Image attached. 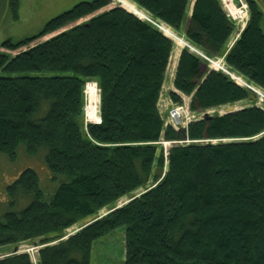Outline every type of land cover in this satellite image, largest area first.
<instances>
[{
	"label": "trees",
	"instance_id": "16d2710c",
	"mask_svg": "<svg viewBox=\"0 0 264 264\" xmlns=\"http://www.w3.org/2000/svg\"><path fill=\"white\" fill-rule=\"evenodd\" d=\"M132 1L264 89V31L253 4L228 47L235 23L221 0H195L190 16L189 0ZM108 4L78 2L37 34L0 47L17 50ZM173 47L157 26L114 6L16 54L0 52V152L12 159L21 143L31 154L45 149L57 183L46 197L27 167L6 187L9 206L27 202L0 218V248L9 250L0 264H90L94 241L119 226L123 264H264V108L247 86L204 70L207 61L185 46L173 86L191 97V111L249 104L185 128L165 124L158 102ZM89 81L98 89V123L85 121ZM161 142L175 143L165 152ZM124 197L131 200L117 207ZM72 227L79 229L68 234ZM21 244L37 247L34 259L13 253Z\"/></svg>",
	"mask_w": 264,
	"mask_h": 264
},
{
	"label": "rangeland",
	"instance_id": "374dc122",
	"mask_svg": "<svg viewBox=\"0 0 264 264\" xmlns=\"http://www.w3.org/2000/svg\"><path fill=\"white\" fill-rule=\"evenodd\" d=\"M86 1V0H0V45L6 39H11L13 42L19 41L25 37L32 36L37 34L46 24L48 20L51 18L59 15L60 13L70 9L76 3ZM92 1V0H90ZM135 4V6L141 10L140 14H134L133 12H128L134 14L137 17H143L144 19H152L151 15L145 11L144 9L140 8L134 1L129 0ZM195 0H189L188 3V10L191 11ZM262 3L264 0H261ZM222 6L224 11L227 15L234 21L235 29L232 37L228 42V47L233 43V40L237 36V32L239 29L245 27L246 23L250 17V10L248 5V0H230L224 2L221 0ZM229 3V5L227 4ZM230 11L228 10V6ZM114 6H121L118 0H109V4L98 9L92 14L83 16L78 20H75L66 26L58 29L55 32L50 34L44 35L38 39H35L31 43L17 50H6L0 47V52H6L9 54H16L18 51L26 49L28 46H33L34 44L46 40L55 34L64 31L70 27L75 25L84 23L88 21L92 16L95 14L101 13L103 11L109 10ZM188 11V13H189ZM159 24V22H157ZM161 23V22H160ZM261 26L264 31V22L262 21ZM169 27V26H167ZM170 28V27H169ZM170 30L179 38H181L184 42L182 45H178L176 41L172 38L174 43L173 51L170 57V62L168 65L167 73L165 75V80L162 88V94L159 99V109L162 114L166 118L167 123V111L170 110L173 106H180L183 105L188 109L185 116H182V121L179 123V127L181 125H188L193 120H196L203 117V114H199L197 112H193L190 110V96L183 95L178 92L173 86V79L175 75V70L177 67L178 57L183 47H188V49L196 54L199 51L192 45H190L183 34H181V30L179 33L175 32L170 28ZM188 45V46H187ZM176 47V48H175ZM191 47V48H190ZM200 52V51H199ZM199 55V54H198ZM211 61H213L211 63ZM222 66L225 68L230 74L233 75V81L241 86L248 85L252 87V91L256 94L257 100L256 105L261 106L264 108V89L256 84H249L246 79L238 73L231 72L228 69V66L225 63L224 58L222 57H215L210 58V62L207 61V64L203 66V69L209 70H219V67ZM223 72V71H222ZM0 75H6L4 72H0ZM92 82V81H89ZM87 82V83H89ZM86 83V84H87ZM96 86V85H95ZM97 87V86H96ZM174 91L181 97V103H175L170 99L169 92ZM86 97V94H85ZM87 101V99L85 98ZM87 102H85L86 105ZM249 104V101H239L232 104L235 109H240ZM99 105V104H98ZM228 106V105H227ZM227 106L220 107L219 109H210L207 110L206 113L209 115L213 112L223 113V109ZM85 112V106H84ZM99 112V108H98ZM85 114V113H84ZM200 115V116H197ZM195 116V117H193ZM169 119V116H168ZM191 120V121H190ZM85 121H87L85 119ZM89 122V121H87ZM92 123V122H91ZM168 124V123H167ZM183 125V126H184ZM177 126V127H178ZM181 126V127H183ZM166 147L168 146V142L165 143ZM45 149L38 150L35 154L28 153L25 149V145L23 143L20 144V147L16 151V155L14 158H9L5 153L0 152V218L5 211L13 210L19 211L27 202V198L19 197V200L15 203V207L9 206V196L7 195L6 187L21 173L24 168H32L38 175L39 179V186L43 190L46 197L52 194V192L57 187V183L52 179V173L49 171L45 160H44ZM50 176V179H49ZM126 197L119 200V203L126 201ZM107 212L106 209L101 211V215L103 216ZM77 230L76 227H72L68 229V234H72ZM124 226H119L104 236L98 238L92 244V248L90 251V264H123L124 260ZM37 247H32L27 244H21L18 246V251L27 252L29 253L32 258H35V251ZM3 253H8L5 247L0 248Z\"/></svg>",
	"mask_w": 264,
	"mask_h": 264
},
{
	"label": "bare ground",
	"instance_id": "6f19581e",
	"mask_svg": "<svg viewBox=\"0 0 264 264\" xmlns=\"http://www.w3.org/2000/svg\"><path fill=\"white\" fill-rule=\"evenodd\" d=\"M121 4V6L123 8H125L126 10L133 12L134 14H140L141 10H139L135 4L129 0H118ZM224 1H230V0H224ZM228 4V3H227ZM228 6V5H227ZM159 26L161 27V30L163 31V33L167 36H170L171 38H173L176 43H178V45H182L184 44L183 40L179 37H177L171 30L169 27H167L165 24L160 23L159 22ZM176 48V47H175ZM212 63V61H211ZM213 64V63H212ZM85 94H86V99H87V103L85 105V116H86V120L92 123H98L100 121L99 118V112H98V104H99V95H98V89L95 86L94 82H89L86 84L85 86ZM173 107H177V106H173ZM171 107V108H173ZM170 108V109H171ZM168 123V122H167ZM165 123V124H167ZM170 125L171 127H173L171 124H167ZM174 128V127H173ZM181 128V127H180ZM177 129V128H174ZM183 142V141H182ZM185 142H188V140H185ZM162 145L165 147V152H166V142H161ZM170 143H175V142H168V146L170 145ZM131 199H128L126 201H123L122 203L118 204V207H120L121 205L127 203L128 201H130ZM114 210V209H113ZM110 212V211H109ZM108 212H106L105 214H107ZM104 214V215H105ZM102 215H100L101 217ZM79 229V228H77ZM77 231V230H76ZM21 252V251H19ZM33 256V255H32Z\"/></svg>",
	"mask_w": 264,
	"mask_h": 264
},
{
	"label": "built area",
	"instance_id": "2783aa9c",
	"mask_svg": "<svg viewBox=\"0 0 264 264\" xmlns=\"http://www.w3.org/2000/svg\"><path fill=\"white\" fill-rule=\"evenodd\" d=\"M228 5H229V3H228ZM228 10L230 11L229 6H228ZM219 68L222 70H225L222 66H220ZM187 111H188V109H186V107H184L183 105L171 108L170 110H168L169 119L167 117V122L169 124H171L174 128H177L179 123L182 121V116H185V118H186V112ZM193 117H195V116H193Z\"/></svg>",
	"mask_w": 264,
	"mask_h": 264
},
{
	"label": "flooded vegetation",
	"instance_id": "af4514ba",
	"mask_svg": "<svg viewBox=\"0 0 264 264\" xmlns=\"http://www.w3.org/2000/svg\"><path fill=\"white\" fill-rule=\"evenodd\" d=\"M250 4H253L256 8V11L261 14V20L264 22V1L261 0H248Z\"/></svg>",
	"mask_w": 264,
	"mask_h": 264
},
{
	"label": "water",
	"instance_id": "95a60500",
	"mask_svg": "<svg viewBox=\"0 0 264 264\" xmlns=\"http://www.w3.org/2000/svg\"><path fill=\"white\" fill-rule=\"evenodd\" d=\"M119 7H121V8H123L122 6H119ZM157 26H158V28L161 30V27L157 24ZM167 36V35H166ZM170 39H172L170 36H168ZM188 46V45H187ZM235 110H237V109H235V107L233 106V105H228L227 107H225L224 109H223V113H229V112H233V111H235ZM117 207H118V205H117ZM117 207H115V208H117ZM78 230V229H77ZM16 252H19L18 251V247H15L14 248V250H13V253H16Z\"/></svg>",
	"mask_w": 264,
	"mask_h": 264
},
{
	"label": "crops",
	"instance_id": "0c3cea01",
	"mask_svg": "<svg viewBox=\"0 0 264 264\" xmlns=\"http://www.w3.org/2000/svg\"><path fill=\"white\" fill-rule=\"evenodd\" d=\"M190 15V12L188 13V16Z\"/></svg>",
	"mask_w": 264,
	"mask_h": 264
}]
</instances>
